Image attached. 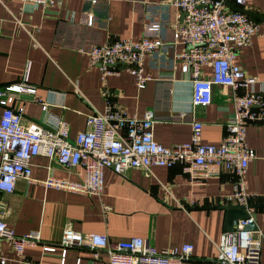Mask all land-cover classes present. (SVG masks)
<instances>
[{
    "label": "crops",
    "instance_id": "0c3cea01",
    "mask_svg": "<svg viewBox=\"0 0 264 264\" xmlns=\"http://www.w3.org/2000/svg\"><path fill=\"white\" fill-rule=\"evenodd\" d=\"M166 0H61L46 8L20 0H0V88L22 81L33 92H10V106L23 123L37 122L53 127L60 118L68 126V138L87 128L85 116L102 111V82L96 66L88 63L85 48L113 38H138L153 20L159 28L149 34L163 39L165 46L146 55L142 72L150 76L137 87L132 74L121 65L117 74L105 78L112 99L126 111L140 115L152 108L157 119L152 126L155 141L163 145L185 142L190 137V120L201 121L200 142L218 144L224 121L232 113L230 89L213 85L206 105L191 106L189 74L180 70L176 58L183 48L172 39V27L180 12ZM257 29L250 43L236 49L235 61L246 74L264 83V0H245ZM90 19V22H89ZM32 37L37 41L32 44ZM203 74L210 67H202ZM41 104H45L42 110ZM0 104V110H1ZM185 110V114L180 111ZM247 144L256 156L249 160L245 179L248 204L256 228L262 233L259 264H264V119L247 124ZM30 177L17 178L11 192L0 191L1 217L16 233L37 229L39 241L17 254L0 238V264H58L59 247L43 252V244L56 245L64 224L80 232L105 234L109 242L141 236L156 248L190 242L192 251L184 264H215L216 243L223 230L225 199L231 189L227 170L192 182L179 164H152L148 169L128 168L102 172L100 194H86L45 187L39 181L48 175L78 179L79 166L66 168L53 158L35 155L30 159ZM64 264H108L104 253L93 258L86 245L66 248Z\"/></svg>",
    "mask_w": 264,
    "mask_h": 264
},
{
    "label": "built area",
    "instance_id": "2783aa9c",
    "mask_svg": "<svg viewBox=\"0 0 264 264\" xmlns=\"http://www.w3.org/2000/svg\"><path fill=\"white\" fill-rule=\"evenodd\" d=\"M34 7L46 8L61 0H20ZM94 2V0H90ZM226 0H166L162 9L173 5L181 14L172 27V39L183 45L177 53L180 70L189 74L191 106L206 105L212 99V86L230 89L232 113L224 121V134L218 144L200 142L201 121L190 120V137L185 142L163 145L154 140L152 126L157 119L152 108L140 115L132 114L119 106L105 86V78L117 74L122 66L132 74L137 87H143L149 75L142 72L144 57L165 46L159 36L149 34L160 26L153 20L145 26V34L138 38H113L102 43L89 44L84 50L88 63L96 66L102 82V111L92 110L85 116L87 128L68 138V126L60 118L53 127L37 122L23 123L18 110L10 106V92H33L34 86L23 80L0 88V191L11 192L17 178L30 177V159L35 155L53 158L66 168L79 166L78 179L46 176L39 181L45 187L64 189L86 194H100L102 172L110 168L121 173L128 168H144L152 164L170 166L179 164L192 182L227 170L231 175V189L225 199L243 205L246 218H237L231 231H222L216 243L215 264H259L262 233L258 228L244 226L253 221L248 204L249 192L245 172L250 159L256 156L245 139L247 124L264 119V83L245 73L235 61L236 49L250 43L257 29L256 20L247 13L230 8ZM243 6L245 0H227ZM90 22V19H89ZM32 44L37 41L32 37ZM210 67L203 74V66ZM42 110L45 104H41ZM183 115L185 110L180 111ZM264 203V186L260 192ZM0 238L6 239L12 249L21 254L23 247L38 243L37 229L16 233L1 217ZM84 244L93 258L105 254L108 264H184L192 251L190 242L178 246L156 248L141 236L109 242L106 235L97 232H80L66 223L62 226L56 245L43 244V252L59 247L58 264H64L66 248ZM4 258H0V263ZM36 264V263H32Z\"/></svg>",
    "mask_w": 264,
    "mask_h": 264
},
{
    "label": "water",
    "instance_id": "95a60500",
    "mask_svg": "<svg viewBox=\"0 0 264 264\" xmlns=\"http://www.w3.org/2000/svg\"><path fill=\"white\" fill-rule=\"evenodd\" d=\"M225 2L230 8L240 10V11L247 13L248 15H251V13L249 11L243 9L242 7L236 6L227 0ZM223 207L225 208L224 218H223V230L224 231H231L234 227V224H235L237 218L248 217V213L246 212V209L243 205L226 204ZM251 216L254 218L253 213H251ZM244 227L247 229H255L256 228L254 221L247 223Z\"/></svg>",
    "mask_w": 264,
    "mask_h": 264
}]
</instances>
